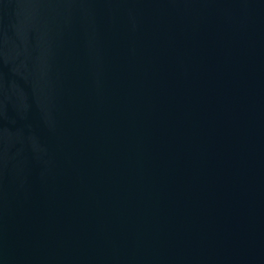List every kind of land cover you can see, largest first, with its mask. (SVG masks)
<instances>
[{
    "label": "water",
    "instance_id": "1",
    "mask_svg": "<svg viewBox=\"0 0 264 264\" xmlns=\"http://www.w3.org/2000/svg\"><path fill=\"white\" fill-rule=\"evenodd\" d=\"M0 264H264V0H0Z\"/></svg>",
    "mask_w": 264,
    "mask_h": 264
}]
</instances>
